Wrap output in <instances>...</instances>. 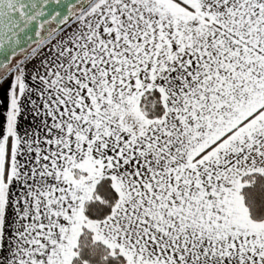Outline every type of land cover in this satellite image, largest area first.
<instances>
[{"label":"snow or ice","instance_id":"1","mask_svg":"<svg viewBox=\"0 0 264 264\" xmlns=\"http://www.w3.org/2000/svg\"><path fill=\"white\" fill-rule=\"evenodd\" d=\"M0 264H264V0H0Z\"/></svg>","mask_w":264,"mask_h":264}]
</instances>
